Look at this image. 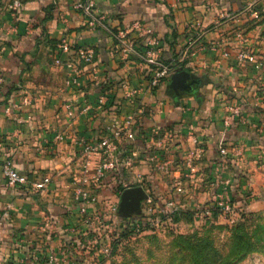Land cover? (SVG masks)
Listing matches in <instances>:
<instances>
[{
  "label": "crops",
  "instance_id": "crops-1",
  "mask_svg": "<svg viewBox=\"0 0 264 264\" xmlns=\"http://www.w3.org/2000/svg\"><path fill=\"white\" fill-rule=\"evenodd\" d=\"M251 1L98 0L95 10L102 24L90 29L83 12L74 6L76 0H26L21 15L12 12L0 19V73L6 77L0 88V219L4 220L0 264H18L21 258L35 264L42 247L62 256L68 236L89 229L75 199L82 158L74 136L93 135L99 127L110 129L114 115L97 111L72 118L68 114L65 103L83 96L79 88L66 84V69L55 63L54 54L64 38L77 45L90 44L107 73L142 80L144 73L136 61L123 63L116 58L113 36V29L136 19L150 23L162 35V58L172 71L157 93L145 97L146 129L136 142L135 164L125 177L127 187L136 185L138 170L143 168L149 178L154 176L162 196L161 187H171L166 192H180L184 203L187 198L208 197L218 183L225 182L231 196L264 195V52L254 46L258 27L250 25L248 19L255 14L246 10ZM256 2L259 14L263 13L264 0ZM4 36L12 46L2 43ZM246 45L256 61L238 58L240 47ZM21 53L34 61L30 67L16 58ZM176 65L183 68L175 70ZM177 71L185 73L174 82L172 75ZM84 83L82 89L94 97V85L89 80ZM12 102L17 106L8 113L6 107ZM231 105L240 107L243 119L227 126L224 117ZM62 130L70 136L56 141L55 134ZM221 143L228 148L227 155L220 153ZM146 145L169 152L174 161L171 173L145 168ZM7 156L31 179L50 174L52 183L40 191L31 184L8 187L2 172ZM196 164L203 169V177L197 172L186 175L187 165ZM217 167L221 174L215 181L205 180L204 173ZM157 171L164 175L155 177ZM9 201L14 208L6 218ZM75 261L81 262L77 258L60 262Z\"/></svg>",
  "mask_w": 264,
  "mask_h": 264
},
{
  "label": "built area",
  "instance_id": "built-area-1",
  "mask_svg": "<svg viewBox=\"0 0 264 264\" xmlns=\"http://www.w3.org/2000/svg\"><path fill=\"white\" fill-rule=\"evenodd\" d=\"M97 1L76 0L74 4L75 8L83 12L90 29L102 24V18L95 10ZM11 6L14 15H17L21 11L23 3L21 0H13ZM246 10L253 14H259L261 9L256 0H252ZM133 32H137L139 36H132ZM113 36L116 41V58L123 63L136 61L144 73L142 80L139 78L140 80L135 81L128 75L113 77L112 74L107 73L97 60L96 48L90 44L77 45L64 38L58 43L54 54L55 63L66 69V84L79 88L83 96L82 100L76 98L65 103L68 114L72 118H78L81 115H94L97 111H104L112 113L114 120L108 130L99 127L93 135L74 136V142L79 147L82 158L79 177L75 185V199L80 212L87 217L90 227L86 231H77L74 234H77L76 239L73 234L68 236L66 245L62 249V256H58L51 249L40 248L37 255H41L44 259L43 264H63L60 261L70 258V255L78 250L81 253L88 252L93 255L110 252L111 248L101 239L100 231L96 226L100 219H112L111 212L118 210V200H120L124 189H117L116 201L110 200L104 206L101 205L100 190L106 185L114 184L118 176H123L122 180L126 183L125 177L135 164L137 139L143 136L146 129L147 122L142 116L147 105L145 97L149 93H157L172 70V65L162 58L163 37L150 23L136 19L132 23L113 30ZM238 58L241 61L249 62L257 60L256 54L246 47H240ZM87 80L95 87L92 92L95 95L92 98L82 89L84 81ZM5 82L6 77L0 73V88ZM14 106L17 104L10 103L6 107V112L10 113ZM241 118L243 119L240 107L231 105L229 112L224 117V122L227 126H232L236 120H241ZM154 130L159 131L160 126L155 125ZM69 136L70 133L62 130L55 134L54 139L63 141ZM196 142H199V139H196ZM199 146L202 151L203 146ZM219 149L222 155L229 153L224 143L220 144ZM144 152L146 154L144 160L154 163L156 167L164 169L169 166L170 157L161 153L162 151L157 147L146 145ZM2 172L6 184L10 188H21L31 184L36 191H40L52 183L50 174L33 180L27 174L22 173L12 156H7L2 161ZM228 185L226 182L224 183L225 188L218 192L213 206L202 209L203 213L211 214L214 209H218L222 213L232 211L234 205ZM152 201V198L149 197L146 209L155 211L161 207L159 204L154 205ZM168 203L176 206L173 199ZM13 208V202L5 203L4 216L6 218L9 217ZM3 223L4 220L1 218L0 228ZM75 247L78 250H75ZM18 264H27V262L25 258H21Z\"/></svg>",
  "mask_w": 264,
  "mask_h": 264
},
{
  "label": "rangeland",
  "instance_id": "rangeland-1",
  "mask_svg": "<svg viewBox=\"0 0 264 264\" xmlns=\"http://www.w3.org/2000/svg\"><path fill=\"white\" fill-rule=\"evenodd\" d=\"M21 1L24 3L26 0ZM12 3L13 0H0V19L12 14ZM23 9L24 6L17 17ZM248 22L258 27L254 46L264 52V12L250 17ZM2 40L3 44L13 45L10 38L4 36ZM245 47L249 49L248 45ZM25 56V53H21L16 58H22L30 67L29 64L34 61L26 60ZM157 148L164 155H169L163 147ZM173 162L171 158L169 166L163 170H173ZM197 165H187V170L184 169L186 175L197 172V176L203 177V169H197ZM155 167L149 161L145 164V168ZM219 168H211L207 174L204 173L205 180L212 178L214 182V177L221 174ZM157 172L155 177L164 175V172ZM138 173L142 175L135 184L143 186L146 195L141 197L139 205L132 208L123 205L119 210L120 197L118 210L111 212L112 219L105 218L97 222V230L100 231L101 239L111 248L110 252L93 255L75 251L70 258L81 260L80 263L75 261V264H264V195L257 198L233 195L234 207L231 212L208 214L203 213L202 209L213 206L218 192L225 188L223 183H218L208 197L187 198L184 203L180 192H166L171 187H161L165 191L162 196L157 190L154 176L149 178L147 170L142 168ZM114 184L100 190L101 205H107L110 200L116 201L118 188ZM149 197L154 205L159 204L161 207L155 211L146 209ZM172 199L177 203L176 206L168 203ZM188 201H196L198 205L193 207ZM81 255L85 258L78 257Z\"/></svg>",
  "mask_w": 264,
  "mask_h": 264
},
{
  "label": "water",
  "instance_id": "water-1",
  "mask_svg": "<svg viewBox=\"0 0 264 264\" xmlns=\"http://www.w3.org/2000/svg\"><path fill=\"white\" fill-rule=\"evenodd\" d=\"M185 71H177L172 75V80L174 82L178 81L184 75ZM145 189L141 185L129 186L126 187L121 194V206L125 205L130 208L137 207L141 197H145Z\"/></svg>",
  "mask_w": 264,
  "mask_h": 264
},
{
  "label": "trees",
  "instance_id": "trees-1",
  "mask_svg": "<svg viewBox=\"0 0 264 264\" xmlns=\"http://www.w3.org/2000/svg\"><path fill=\"white\" fill-rule=\"evenodd\" d=\"M113 30H116V29H113ZM175 67V68H174ZM173 68L175 69V70H179V68H183V66H174ZM173 69V70H174ZM172 71V70H171ZM170 74H171V72H170ZM123 179V176H118L117 177V179H116V181H115V186L119 189H125L127 186H128V184L127 183H125L124 182V180H122ZM233 205H234V203H233ZM217 212H219V210L218 209H214L213 210V213H217ZM43 258L41 257V255L40 256H38L37 258H36V261H35V264H43Z\"/></svg>",
  "mask_w": 264,
  "mask_h": 264
}]
</instances>
